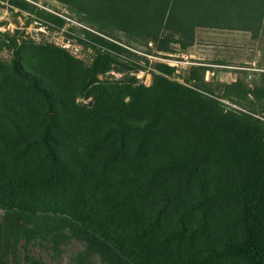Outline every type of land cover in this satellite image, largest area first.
Returning a JSON list of instances; mask_svg holds the SVG:
<instances>
[{"label":"trees","instance_id":"obj_1","mask_svg":"<svg viewBox=\"0 0 264 264\" xmlns=\"http://www.w3.org/2000/svg\"><path fill=\"white\" fill-rule=\"evenodd\" d=\"M58 1L104 28L148 39L165 52L172 51L173 43L182 49L194 45L197 29L241 32L253 39L264 34V0ZM13 72L33 80L49 114L37 118L39 128L30 129L22 125L24 117L14 119L0 109V264H7L8 252L10 264H17L18 236L35 235L49 237L56 246L72 238L81 241L78 264L93 258L101 264H225L228 259L264 264L258 200L247 203L242 241L210 245L206 251L194 247L191 229L166 227L155 211L201 189L206 181L199 173L216 155L250 162L255 181H261L260 118L227 109L212 95L156 74L150 87L133 90L134 111H141L136 118L127 119L121 110L106 113L109 109L96 105L98 118L103 124L107 117L109 121L98 130L99 121L92 119L94 137L78 142L54 116V91L48 83L19 63L13 64ZM227 87L226 97L234 103L264 111V82L248 88L237 79ZM0 99L4 111H16L10 101ZM26 259L43 264L32 256Z\"/></svg>","mask_w":264,"mask_h":264},{"label":"rangeland","instance_id":"obj_2","mask_svg":"<svg viewBox=\"0 0 264 264\" xmlns=\"http://www.w3.org/2000/svg\"><path fill=\"white\" fill-rule=\"evenodd\" d=\"M17 1L19 7L10 0H0V96L16 111H4L2 104L0 109L14 119L24 117L27 124L22 125L27 128H39L40 116L47 117L49 111L42 91L33 80L14 73V63L48 83L54 91V116L63 120L78 142L94 137L97 130L92 129V119L99 121L98 130L109 121L107 117L103 124L98 118L96 105L109 109L106 113L121 110L127 119L136 118L141 111H134L133 90L150 87L156 74L212 95L227 109L243 110L264 122L260 106L248 111L249 104L234 103L226 97L231 81L238 79L248 88L264 82V34L253 39L241 32L197 29L194 45L182 49L173 43L172 51L165 52L148 39L134 40L104 28L58 0ZM139 103L143 105V98ZM3 121L10 124L6 118ZM235 160L214 156L199 173L206 181L201 189L195 188L167 202L162 210H155L162 224L191 229L194 247L206 251L210 245L242 241L247 203L258 200L257 235L264 249V176L256 182L250 162ZM3 220L4 210L0 208L2 227ZM15 247L17 264H34L26 256L43 264H78L76 255L83 244L72 238L56 246L49 237L35 235L28 239L18 236ZM12 260L8 252L7 264ZM224 263L247 264L236 259ZM86 264L101 262L93 258Z\"/></svg>","mask_w":264,"mask_h":264}]
</instances>
